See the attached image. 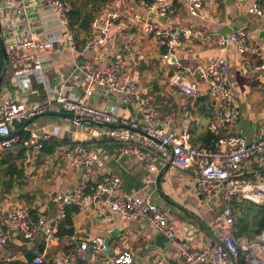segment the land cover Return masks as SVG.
<instances>
[{"label": "built area", "instance_id": "built-area-1", "mask_svg": "<svg viewBox=\"0 0 264 264\" xmlns=\"http://www.w3.org/2000/svg\"><path fill=\"white\" fill-rule=\"evenodd\" d=\"M207 0H188L187 9L194 18L204 19ZM148 13L166 23L160 27L136 16L147 28L159 46L164 50L163 59L177 65L178 74L172 83L187 98H197L208 94L218 105L209 104L207 110L211 116L208 131L214 135L226 133L241 118L229 83L230 70L226 52L235 45L240 54H260L262 63L254 70H264V43L252 41L247 30H240L228 36H219L217 46L219 54L205 65L186 67L178 62L175 50L183 40L196 36L193 28H182L168 21L178 12L173 0H151L147 3ZM32 6L50 9L56 12L61 21V32L54 38H45L42 43L32 23ZM0 12L9 19V32L2 40L8 56V65H20L11 80L16 89L0 88V148L6 149L19 144L28 153L40 154L46 143L55 135L52 132L30 131L26 135L10 138L16 123L41 116L49 112L73 114L70 122L75 128L90 125L96 130V138L103 142L122 144V150L128 162L148 163L151 172H160L168 164L179 170L194 169L195 183L206 201L223 203L218 216L216 237L218 242L212 247L196 248L186 240L179 242L169 225L168 215L149 197L128 194L121 189V180L111 172H105L103 159L98 151L87 145L77 144L68 147L63 155L81 176L73 191L58 194L53 202L59 207V216L64 218L66 210L79 205L84 210L91 206L104 207L125 220H143L168 240L174 241L185 264H264V229L254 240L237 238L232 203L239 196L246 201L264 205V179L253 180L241 174L242 164L253 156H264V131L256 142L248 143L237 134L221 136L213 149L195 146L187 130L174 126L173 119L163 118L159 106L153 97L147 94L135 77L137 56L123 54V59H115L109 65L92 67L81 65L83 53L94 46L106 45L111 30L119 20L117 12H109L104 18L96 16L91 22L95 36L87 41L83 51L79 49L70 21L69 0H0ZM250 14L263 18L264 6L261 0L253 2ZM159 22V21H158ZM58 42L65 43L75 54L72 73L61 75L57 85L52 84L47 74L48 64L37 54L40 47L51 48ZM4 68V67H3ZM75 77V82L72 79ZM59 78V77H58ZM78 80V81H77ZM37 84L44 88L45 99L33 101L31 95ZM72 92H79L72 98ZM100 96L105 100L103 106H96L92 100ZM125 112V114H124ZM105 172V173H104ZM99 178L96 180V176ZM9 232L0 235V244H6L10 235L32 240L40 232L47 239L53 237V229L46 226L41 216L37 221L32 218L31 208L16 205L3 210ZM258 240V241H255ZM108 245L105 238L96 236L87 240H75L68 251L56 254L50 262L45 256L38 255L30 263L0 262V264H82L93 260L95 256H106ZM131 252H123L108 264H134ZM156 264H168L159 260Z\"/></svg>", "mask_w": 264, "mask_h": 264}, {"label": "crops", "instance_id": "crops-1", "mask_svg": "<svg viewBox=\"0 0 264 264\" xmlns=\"http://www.w3.org/2000/svg\"><path fill=\"white\" fill-rule=\"evenodd\" d=\"M145 1L150 2L151 0ZM173 1L178 12L168 23L182 28H193L196 33L195 37L183 40L181 46L175 50L178 62L186 67L205 65L212 57L217 56L219 36H228L240 30H247L252 41L264 43V16L263 18L255 17L249 12L251 4L257 0H207L204 19L194 18L189 14L188 0ZM261 2L264 6V0ZM69 4L71 12V1ZM112 11L117 12L120 18L111 30L109 41L106 45L94 46L84 52L81 65L88 64L92 67L109 65L114 61L112 55L119 50L121 52L116 54L115 59H123V54L128 53L136 55L134 75L138 77L139 84L147 94L153 97L159 106L158 110H165L166 116H161L173 119L176 128L187 130L193 144L199 148L213 149L221 136L228 134H237L248 143L259 138L264 131V124H261L264 122V70L256 71L254 68L262 63L260 54H240L235 45H231L227 50L225 55L230 65L228 79L236 106L241 111V118L226 133L216 136L208 131L211 116L207 110L209 104L213 105L216 102L208 94H200L194 99L187 98L178 86L172 83V78L180 72L177 65L163 59L164 50L148 34L145 25L137 21L136 16L158 23L160 27H163L166 21H160L149 14L148 7L143 4L142 0H111L100 9L95 17L104 18ZM32 14L34 29L42 43L46 37L54 38L55 34L61 32V21L56 12L32 6ZM9 25V19L0 12V74L3 71L1 70L2 65L3 67L5 65L1 39L9 32ZM72 29L79 49L83 51L85 43L95 36V30L90 24V30L81 32L78 41L77 27L72 26ZM81 42L84 43L81 44ZM37 54L47 62V74L52 84L57 85L61 75L69 76L72 73L75 54L65 43L58 42L51 48L40 47ZM19 66L8 65L2 81V86L7 90L16 89L12 86L11 80ZM143 68L147 71L144 72ZM155 71L159 73L156 75L150 73ZM75 77L72 83L75 82ZM151 79L157 83L154 85L156 93L149 82ZM33 90L38 94L31 95V100L39 102L45 99L46 94L42 86L35 84ZM78 96L79 92L71 94L72 98ZM1 98L0 96V104ZM92 103L96 106H103L105 100L96 96ZM215 106L218 108V105L215 104ZM20 128L12 129V133ZM28 129L52 133L57 130L54 137L59 141V145L55 148L53 156L47 157L43 151L41 152L45 156L39 168L45 167L39 169L37 176L31 178L30 187L21 194L25 198L20 200L15 198L12 201L6 200L0 203V235L10 231L2 213L5 210L3 208L10 209L16 205L31 208L34 221L44 216L47 221L46 226L53 229L54 235L49 240L42 232L32 240L10 235L6 244H0V262L30 263L38 255L45 256L46 261L50 262L56 254L68 251L75 240H87L101 236L107 241V255L95 256L91 262L82 264H108V261L126 251L133 254L134 264H156L159 260H165L168 264H185L179 247L174 241L168 240L143 220L121 219L119 214L104 207L93 205L89 210H84L79 205L71 206L68 217L72 225H65L63 231L72 230V235L60 234V226L65 224L66 215L64 218L59 216V207L53 202V198L58 194L71 193L81 176V171L75 170L63 161L67 148L77 144L87 145L100 153L105 172H111L120 178L121 189L124 192L139 197H149L161 207L168 215V226L174 230L177 242L186 240L198 249L215 245L214 237L182 210L202 219L216 236L218 216L221 211L216 213L213 208L222 210L223 203L221 201L209 202L203 198L195 183L194 169L179 170L168 164L160 172H151L148 163L128 162L122 150V144L99 141L95 139L97 132L94 127L84 125L75 128L68 118H40L29 125ZM25 133L27 132L23 131L21 135L25 136ZM111 145H121V147ZM11 149H19L16 153L17 158L24 150L21 145L16 144L10 148H0V152L12 151ZM14 154L15 152L10 154L12 158L16 157ZM40 154L33 153V158L36 159L35 157ZM10 155L4 157L5 163ZM9 163L10 161L7 162ZM13 166L17 168L15 164ZM248 168L249 170L246 171ZM257 168H264V156L250 157L242 164L239 172L245 176L253 177L254 175L253 178H257L259 173ZM19 171L22 175L17 172L11 180L16 183L14 181L18 178L20 181L17 185H22L24 170ZM95 178L97 180L99 175ZM204 202L209 205L206 206ZM186 227L194 228L197 232L194 234L190 231L186 232L184 231Z\"/></svg>", "mask_w": 264, "mask_h": 264}, {"label": "trees", "instance_id": "trees-1", "mask_svg": "<svg viewBox=\"0 0 264 264\" xmlns=\"http://www.w3.org/2000/svg\"><path fill=\"white\" fill-rule=\"evenodd\" d=\"M71 1L70 19L73 27H77V39L79 41L81 32H88L90 30V24L96 14L100 12V9L111 0H69ZM149 1V0H148ZM82 2V4H80ZM151 2V1H150ZM147 2V3H150ZM84 42H81V44ZM3 70V65L1 67ZM23 136V135H22ZM59 145V141L54 137L49 143H46L43 152L48 156H53L55 148ZM25 152V150H22ZM22 151L18 155V158L23 159ZM43 154V155H44ZM44 155V156H45ZM9 161V160H8ZM6 161V163L8 162ZM5 160H3L4 164ZM22 173L13 165L10 166V175L14 177L16 173ZM264 175V174H263ZM72 207L66 210L65 224L60 226L61 235H72V230L67 232L63 231L66 226H71L72 221L69 219L70 210ZM232 209L235 218V235L237 238H249L252 239L256 235L260 234L264 229V205H258L250 201H246L237 196L232 203ZM68 217V218H67Z\"/></svg>", "mask_w": 264, "mask_h": 264}, {"label": "rangeland", "instance_id": "rangeland-1", "mask_svg": "<svg viewBox=\"0 0 264 264\" xmlns=\"http://www.w3.org/2000/svg\"><path fill=\"white\" fill-rule=\"evenodd\" d=\"M82 4V2L80 3ZM143 71H147L146 69L143 68ZM151 74H157L159 72L155 71V72H150ZM143 80V79H141ZM148 81V79H146ZM150 84L153 86V91L156 93V90H155V86L157 83L156 81H154L153 79H151V81H149ZM160 114L162 116H166L165 114V110L163 111L162 109H160ZM261 124H264V122H262ZM260 124V125H261ZM23 126V123H16L14 126H13V129L16 128H20ZM12 150V149H11ZM19 149H16V150H12V151H1L0 152V203L1 202H4V201H12L13 199H18L19 200L21 198H25V196H22L21 194L25 193L27 190H25L26 188L30 187V182H31V178L34 177V176H37L38 174V170L41 169V168H44L45 166L40 167L41 165V161L44 159V155L41 153L40 155H38L37 157H35L36 159L33 158V154H32V151L31 152H27L25 150V152L22 151V155H23V159H19L17 158V152H18ZM14 154V156H16L15 158H12V155L10 154ZM8 155L9 156V161L10 163L7 164L4 162V164H2V160H4V157H7ZM60 160V159H59ZM15 164L17 166V168L19 170L23 169L24 170V176L23 178L21 179V182H22V185H17V183H19V179L16 178L14 182L16 183H13V181L11 180L12 179V175H10V166ZM56 165H59V164H56ZM55 166V165H54ZM52 167V166H51ZM249 170L246 169V171ZM255 170H256V167H255ZM258 170V174H257V178H253L252 176H249L251 178H253V180H256L257 179H264V168H257ZM20 196V197H19ZM205 203V202H204ZM205 205H209V203H205ZM5 207V206H3ZM3 209H7V208H3ZM214 211L216 213H219L221 210H215L216 208H213ZM250 238V237H249ZM247 238V239H249ZM255 237H253L252 239H249V240H254ZM255 241H258V240H255Z\"/></svg>", "mask_w": 264, "mask_h": 264}, {"label": "water", "instance_id": "water-1", "mask_svg": "<svg viewBox=\"0 0 264 264\" xmlns=\"http://www.w3.org/2000/svg\"><path fill=\"white\" fill-rule=\"evenodd\" d=\"M0 29H1V26H0ZM1 42H2V47H3V51H4V55L3 56H4V59H5V65H4L3 71L0 74V88L2 86V81H3V78H4V74H5L6 69L8 67V56H7L6 48H5L4 44H3V40ZM45 117H63V118L72 119V118H74V115L73 114H67V113H61V112H49V113H45V114H43L41 116H37V117H34V118L26 121L23 124V126L17 132L13 133L10 136V138H15V137L21 136V134L23 133V131L25 130L26 127H28L32 123L36 122L38 119L45 118ZM256 140L257 139L255 138L253 140V142H256ZM111 146L112 147H116V146L117 147H121V145H111ZM182 210L194 222H196L197 224H199L200 226H202L207 232H209L214 237L215 241L218 242L217 237L213 234V232L208 228L207 224L202 219H200L198 216H196V215H194L192 213L186 212L184 209H182ZM181 218H182V216H181ZM184 231H186V232L187 231H190L191 234H194L195 232H197V230H195L194 228H188V227L184 228ZM232 264H236V262H235V260L233 258H232Z\"/></svg>", "mask_w": 264, "mask_h": 264}]
</instances>
